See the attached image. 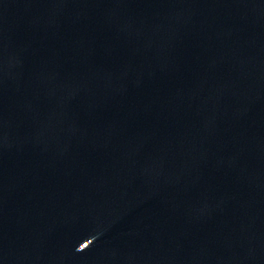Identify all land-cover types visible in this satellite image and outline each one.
Wrapping results in <instances>:
<instances>
[{
    "label": "water",
    "instance_id": "water-1",
    "mask_svg": "<svg viewBox=\"0 0 264 264\" xmlns=\"http://www.w3.org/2000/svg\"><path fill=\"white\" fill-rule=\"evenodd\" d=\"M264 187V0H0V264H231Z\"/></svg>",
    "mask_w": 264,
    "mask_h": 264
}]
</instances>
